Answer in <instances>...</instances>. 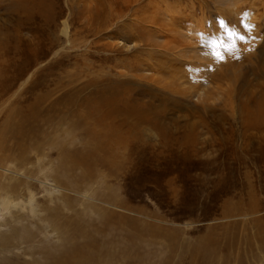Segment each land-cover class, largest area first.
<instances>
[{
  "label": "rangeland",
  "instance_id": "1",
  "mask_svg": "<svg viewBox=\"0 0 264 264\" xmlns=\"http://www.w3.org/2000/svg\"><path fill=\"white\" fill-rule=\"evenodd\" d=\"M44 1L51 6L46 16L0 0V128L10 106L23 108L34 99L44 100L40 114L63 109L74 124L75 112L63 103L97 100L105 111L85 119L92 135L64 125L69 132L47 136L42 154L33 147L20 170L11 168L19 174L0 171L10 184L20 182L18 194L25 202L31 198L32 208L12 207L4 219L49 215L60 204L96 230L106 252L101 259L112 264H192V248L204 249L210 235L222 255L228 245L247 246L244 235L257 231L248 221L264 223V132L249 125L251 118L242 119L239 107L264 89V0ZM142 4L144 15L159 10L157 22L139 19ZM97 5L109 18L95 16ZM218 20L245 41L233 46ZM65 23L68 35L61 32ZM213 37H224V44L214 48ZM163 59L168 62L159 67ZM144 72L154 79L138 78ZM64 138L70 148L93 144L83 154L87 166L66 175L59 147L48 146ZM58 177L77 189L65 200ZM7 226L0 231L10 233ZM55 237L50 232L47 239L57 243ZM19 243L12 251L20 261L31 260L27 252L34 251L39 259L47 245ZM254 257L251 264H264V244ZM223 263V257L215 261Z\"/></svg>",
  "mask_w": 264,
  "mask_h": 264
},
{
  "label": "bare ground",
  "instance_id": "2",
  "mask_svg": "<svg viewBox=\"0 0 264 264\" xmlns=\"http://www.w3.org/2000/svg\"><path fill=\"white\" fill-rule=\"evenodd\" d=\"M126 1L127 0H118L117 2L125 3ZM147 3L149 4L151 3V1ZM129 4L131 3H126L124 5H127V7L130 8ZM13 5L18 11H21L25 14L33 11L36 13L38 12L40 15H44V16L50 13V7H51L49 1L46 2L44 0H15ZM86 5L87 3H85V6ZM99 5L96 6V10H95L96 14L94 13L95 16L97 15L99 19H103L105 17L109 18L108 12L101 10L99 8ZM144 6L146 5L142 4L138 8L136 7L137 8L136 11L139 9L140 13L143 14V16L139 17V19H141L144 22L145 21L157 22L158 20L155 17V15L159 13V10L157 8H155V11L152 10V12L153 11L155 12L154 16L147 14L144 15L145 12V10L143 9ZM25 9L27 10L24 11ZM124 12L126 11H123L122 15H125ZM54 18H55L54 20H56L57 17L55 16ZM113 18L115 17L113 16L110 17V19ZM61 32L65 33V35H68V28L66 23L63 24V28L61 29ZM139 36L141 38H144L145 35L143 36V34L141 33ZM149 40L150 43H153L154 45L158 44V42H156L152 37ZM111 45L114 46L115 44L112 42ZM167 62L168 61L163 59L162 63L160 62L161 64L158 63V66L159 67L160 65L163 66V64ZM140 64L143 66L142 62H140ZM146 70L149 69L146 68ZM261 70L263 71V69ZM93 77L95 79L98 78L96 75H94ZM261 77H263V74ZM138 78L147 81H151L154 79L152 75L149 76L145 72L139 74ZM168 85H170V83ZM251 95L252 94H250V96ZM253 99L254 100L252 101L249 99L251 102H253L252 104L249 101H247L248 102L247 104L246 102L241 103L239 107L241 110V116L242 119L251 118V123L249 125L253 129L255 128L256 131L264 132V89L261 90V94L259 96L256 97L254 96ZM43 101H44L43 99H34L31 103H29V105L27 106L25 105L26 107L23 108L17 107L15 105L10 106L12 108L9 110L8 114L5 117H3V119H1L4 128L3 130L0 128V171H9L10 174H13L15 176L16 174H19V171H13V170H18L19 169L18 167H22L20 166V164L25 163V161L30 156V153H33L34 148H36L34 152L36 155L39 153L42 154L43 153L42 151L44 149L41 148V144L42 143L47 144L45 138L47 136H51V134L56 130L57 131L61 130L64 125L69 126V124H71L72 125L71 129H76L77 131V129L79 128L86 131V134L92 135L93 130L88 129L84 126L85 119H88V117L93 114H100V113H104L105 111L103 103L97 100L79 99V102L72 101V102H67V104L63 103L64 107H67L68 105V107L73 109V111L75 112V120H74L75 124H74L72 122V116H71V120L68 121V117H70V114L66 113V111H64L63 109L60 110L56 116L53 115L54 113L52 112L53 110H48V114H40L39 111H37V109L39 108V106ZM60 103H61L60 101H58V103H53V106H56V104H60ZM50 114L54 116V118H51ZM108 114L109 113H107V115ZM97 116L100 117L101 114ZM106 118L107 116L106 114H104V117L99 121V123L105 124ZM45 125L47 127V130ZM67 131L69 132V128L67 130L65 128L62 129V133H66ZM6 133H8L9 135L5 136ZM88 144L90 146H93L91 142H82L81 144L73 145V147L70 148L68 147L67 141L64 138V139H60L59 143L57 141V143L54 142L53 144L48 146L49 147L53 146L57 148L59 147V150H57L58 151L57 159L60 168L62 167L65 168L64 174L66 175L68 171L71 172L72 170H75L78 167L84 168L85 165L87 166L88 161L85 159L83 154L88 150L86 149ZM90 155H89V160H90ZM98 161H102V158H99ZM13 166L16 167L12 170L11 168ZM87 171L89 172L90 170L84 169V173ZM82 176L85 175H81L80 178H76L78 180L75 183L79 185ZM26 177L29 178L28 175H26ZM54 180L56 181L57 187L60 190H62L64 200L67 197L68 191L77 190L74 189L73 187L70 188L71 185L68 184L69 181L61 179V177H58V179L56 178ZM16 183L17 182L12 184L11 182L10 184V180L8 181L3 180L2 174H0V211H3L2 213L0 212V227L2 226L8 227L7 225L11 227L10 233H7L6 230L0 231V264H34L36 262L38 264H112V262L109 259H105V260L101 259L102 255H104L106 252L101 249V247H103V244L100 241L99 236L96 235L95 232L96 230L91 228H86V226L83 224L82 219L80 218L81 216L79 217L76 214L67 215L68 213L64 211V208L61 207L60 204L54 205L55 208L52 210L51 214L49 215L37 214L36 218L33 217L26 218L24 216L19 215L15 219H10V220L4 219L5 213L7 214V212H11L12 207L22 208L23 205L24 206L26 204L28 205L27 202L31 201V198L26 200V202L23 198H20V194H18V192L20 193V189H18L19 188L18 185H20V182H18L17 184ZM10 193L16 194L15 197L11 198L10 196H7V194ZM67 204L69 205L68 202ZM29 209L32 211V208L30 206ZM65 209L67 208L65 207ZM14 215L17 216V214ZM18 218L20 219V223H15V224L13 223L12 225L11 224L12 220L16 221V219ZM248 222H250L251 225L254 226V229L255 228L257 229V231H254L250 234L247 232V234L244 235L247 238V242H248L247 246L245 245L244 247H241L238 246L239 244L228 245L227 254L222 255L217 243L212 244L211 242L212 240L216 241V237L213 238V236L210 235L209 236L210 239L207 242L204 249L192 248V264H215V261L218 260L220 257H223V262H224L223 264H232V260H234V262L235 260H238V264H251L252 259L251 260L249 259L250 256L253 258L255 254V250L260 248L264 244V229H259L261 225H264V223L261 218H253ZM32 223L37 224L38 229H40L41 231L40 233L32 228L31 226ZM32 230H34L35 234ZM50 232L56 234L55 238L58 240L57 243L51 242L49 238L47 239V236H49ZM42 233L44 234V237L37 236V239H34L36 237V234L39 235ZM253 238L257 240L256 243H254ZM25 240L33 241L35 244H37L38 241L39 242L43 241L47 244L46 246L42 245L39 251L37 250L39 253L38 255L39 259L36 258L37 257L35 256L36 251H34V252H27V254L31 256V260L24 259L23 261H20L19 259L21 255L16 254L12 251L16 247L15 246L16 243H18L21 246L19 242L23 241L24 243ZM11 251L13 252V254L11 253Z\"/></svg>",
  "mask_w": 264,
  "mask_h": 264
},
{
  "label": "snow or ice",
  "instance_id": "3",
  "mask_svg": "<svg viewBox=\"0 0 264 264\" xmlns=\"http://www.w3.org/2000/svg\"><path fill=\"white\" fill-rule=\"evenodd\" d=\"M217 25L218 27L224 32V36L227 37L228 40H231L233 42V46L235 45V41H240V42H244L245 41V36L240 34L239 32H237L235 29L229 27V28H225V22L218 20L217 21ZM241 27H244L245 30H247V26L246 25H241ZM223 45L224 44V37H213L212 38V46L215 48L217 47V45ZM213 55H215L216 57H218L219 59L222 60L221 54L220 52H214Z\"/></svg>",
  "mask_w": 264,
  "mask_h": 264
}]
</instances>
